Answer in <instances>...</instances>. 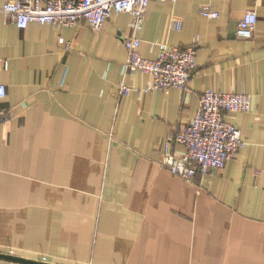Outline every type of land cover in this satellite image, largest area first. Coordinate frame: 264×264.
Segmentation results:
<instances>
[{"label": "crops", "instance_id": "1", "mask_svg": "<svg viewBox=\"0 0 264 264\" xmlns=\"http://www.w3.org/2000/svg\"><path fill=\"white\" fill-rule=\"evenodd\" d=\"M248 9L258 22L241 38ZM131 20L111 11L100 30L0 20L13 112L0 122V264H264V0L150 2L144 57H158L152 42L200 41L184 89L120 93L153 82L126 69ZM209 87L251 94V110L227 114L248 145L189 181L161 165V148Z\"/></svg>", "mask_w": 264, "mask_h": 264}, {"label": "built area", "instance_id": "2", "mask_svg": "<svg viewBox=\"0 0 264 264\" xmlns=\"http://www.w3.org/2000/svg\"><path fill=\"white\" fill-rule=\"evenodd\" d=\"M151 1L154 0H0V20L12 21L19 28H27L34 22L54 24L57 27L73 26L85 19L92 28L100 30L111 11L128 12L132 15V31L124 37L128 53L126 69L149 73L153 82L144 88L122 82L120 93L125 95L131 90L142 93L169 91L174 87L184 89L197 69L200 41L195 39L187 45L152 42V47H159L158 57H144L140 51L142 39L139 32L143 29ZM202 13L209 18L219 16L217 10L209 7H203ZM257 22L256 10L248 9L238 22L236 35L251 38ZM59 41L67 48L70 47V42L64 37L61 36ZM8 68L9 61L0 56V72ZM6 95L7 86L0 80V122H7L13 117L12 110L2 105ZM251 106V94L246 91L225 92L206 88L200 94L199 107L193 118L174 135L165 139L161 148V165L189 181L197 175L203 176L215 169L224 168L228 160L248 145L240 128L227 119V114L246 112L251 110ZM174 144L184 148L183 154L175 153Z\"/></svg>", "mask_w": 264, "mask_h": 264}]
</instances>
